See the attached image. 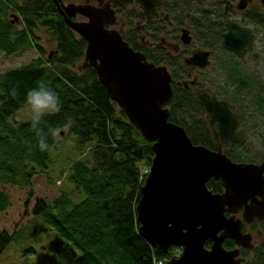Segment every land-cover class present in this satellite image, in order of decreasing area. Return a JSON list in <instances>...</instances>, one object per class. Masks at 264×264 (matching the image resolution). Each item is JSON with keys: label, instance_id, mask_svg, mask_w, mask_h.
Here are the masks:
<instances>
[{"label": "trees", "instance_id": "1", "mask_svg": "<svg viewBox=\"0 0 264 264\" xmlns=\"http://www.w3.org/2000/svg\"><path fill=\"white\" fill-rule=\"evenodd\" d=\"M131 14H137L136 8ZM259 15V8L253 6L247 19L260 25L263 20ZM188 21L195 40L214 50L217 74L185 64L182 53L144 47L146 58L165 64L171 75L168 120L181 125L192 143L214 148L206 114L193 94L194 87H204L239 112L244 136L232 147H224L225 154L236 162H261L264 80L248 70L246 57L239 58L220 47L223 24L218 13L212 18L201 12L198 18L190 15ZM43 37L52 42L51 50L45 49ZM85 45V40L63 21L53 0H0V51L4 55L30 48L36 51L27 63L0 72V254L12 241L19 242L24 236L26 240L29 234L36 237L37 230H54L56 236L45 248L59 264H166L179 248L171 246L163 254L137 230L135 206L153 156L151 142L109 97L96 71L90 66L80 67ZM41 81L58 94L62 105L59 113L45 116L40 125L48 134L46 151L38 147L31 118L18 122L10 119L26 102L27 92ZM68 124L79 150L90 145L89 154L72 160L69 166V178L83 194L78 201L52 183L47 170L49 150L60 142L49 130ZM44 183L55 185L57 190L42 189ZM206 185L213 192L222 189L218 179L210 178ZM19 196L15 208L13 202ZM30 227L35 229L30 231ZM260 227L264 236V221ZM210 243L206 239L205 247ZM222 245L235 247L230 238ZM239 256L246 264H264V239L253 246L248 260L244 258L249 256L245 248Z\"/></svg>", "mask_w": 264, "mask_h": 264}, {"label": "water", "instance_id": "2", "mask_svg": "<svg viewBox=\"0 0 264 264\" xmlns=\"http://www.w3.org/2000/svg\"><path fill=\"white\" fill-rule=\"evenodd\" d=\"M131 0H107L101 6L53 0L63 21L85 42L80 67H92L99 82L141 136L151 142L153 156L140 186L136 203L138 233L161 253L171 246L180 253L166 264H246L239 247L252 248L251 234L244 223L264 220V159L259 163L236 162L222 150V144L243 139L235 106L205 88L194 87L197 103L206 114L215 148L194 144L184 128L168 120L171 75L165 64H155L143 52L134 50L106 25L115 21L114 8ZM264 7V0H260ZM141 15L150 18L160 0H135ZM245 0H239V8ZM85 19H76V16ZM181 38L188 41L183 30ZM252 32L227 21L221 45L242 57L252 48ZM209 52L195 50L183 61L204 67ZM256 53L254 52V58ZM214 178L222 190L211 191L206 182ZM241 208V211H240ZM240 211V216L236 213ZM225 238L235 247L225 248ZM211 241L205 247V240Z\"/></svg>", "mask_w": 264, "mask_h": 264}, {"label": "flooded vegetation", "instance_id": "3", "mask_svg": "<svg viewBox=\"0 0 264 264\" xmlns=\"http://www.w3.org/2000/svg\"><path fill=\"white\" fill-rule=\"evenodd\" d=\"M62 1L64 3L66 2L89 3L95 6H101L107 0H79V1L62 0ZM245 1H246L245 6L239 8L237 6L239 4V0H179L177 2H172V0H168L167 3H165L164 0H160L159 5L156 6L155 13L150 18H148L146 14L141 15L142 8L139 6V4L136 3L135 0H131L128 3H126L124 6L113 7L115 21L113 24L106 26L117 30L121 35V37L134 50L141 52H143L144 47H148V48L163 47L167 50V52H172L173 54L182 53V59H183L185 56L190 55L195 50L198 49L206 50L209 52L208 55L209 63L206 66L199 67V66H191L187 64L197 69V71L199 70L200 72H202V70H205L211 64L214 50L211 49L210 47L200 45L195 40L194 31H192L191 24L188 21V17L190 18V15H192L198 18V16H200L202 12V13L210 14L211 17L213 18L218 13L220 15V22L221 24H223L222 25L223 31L221 32V37L219 40L220 43L219 45L222 49H224L221 45L222 36L223 33L227 30L228 20L232 22H236L239 26L249 29L253 34L251 50L246 51L242 57L238 56L236 53L232 51H228L226 49L224 50L230 53H234L239 58H245L249 56L251 59L256 60L258 52L254 49V43H255L254 40L258 35V30L260 28L264 29V7L260 0H245ZM253 6L259 8V14H260L259 16H261L263 20V22L260 25H255L250 20L247 19V14L251 10H253ZM132 8H136L137 10L136 15L131 14ZM76 19H85V18L77 15ZM183 30L186 32V35L188 37L187 42H184L181 38V34ZM133 45L135 47L138 46L137 49H135ZM254 52L256 53L255 58H254ZM196 87H200V86H196ZM238 128H240L239 125L237 129ZM236 143L238 142L232 144L223 143L221 146L222 150L224 147H232ZM214 148H215V144H214ZM240 211L236 213V216H240ZM263 221L264 220L254 219L251 222L244 223L242 225V230L244 232H249L251 234V241L253 242V246L260 240L264 239L260 227V224ZM242 248L245 247H239V253ZM252 248H245L247 249V253L249 255L247 257H244L245 260H248L249 257L252 255Z\"/></svg>", "mask_w": 264, "mask_h": 264}, {"label": "rangeland", "instance_id": "4", "mask_svg": "<svg viewBox=\"0 0 264 264\" xmlns=\"http://www.w3.org/2000/svg\"><path fill=\"white\" fill-rule=\"evenodd\" d=\"M66 1V0H65ZM73 1V0H72ZM79 1V0H74ZM45 49L47 51L53 48V44L50 41H46V37L42 40ZM254 49L258 52L256 61L247 56L246 64L248 70L257 73L258 76L262 77L264 80V29L260 28L258 30V35L254 40ZM36 56V51L32 48L24 49L17 53L10 55H4L0 51V72L8 67L18 66L25 64ZM253 61V62H252ZM256 62V64H254ZM245 64V63H244ZM246 66V67H247ZM215 63L212 61L211 64L205 69L204 73L217 74ZM30 118V111L26 102L18 107L14 113L11 115L10 119L14 121H26ZM264 143V141H263ZM89 146L83 150H79L76 146L75 135L65 130V132L60 133V142L56 146H52L49 150L50 162L48 163L47 170L50 176L53 178L52 183L59 185L65 192H67L73 201H78L82 198L83 194L75 187L74 183L70 180V163L76 158H84L88 155ZM148 171V169H147ZM147 171L145 173H147ZM45 180V179H44ZM45 184V183H44ZM50 190L56 191L55 185L47 183L44 185ZM42 191V190H38ZM20 196L15 199L13 206L18 208V203L20 202ZM21 224V223H20ZM39 227V226H37ZM30 231L35 229L34 227L28 228ZM36 237L29 234L28 238L25 240V236L20 239L19 242L12 241L8 244L5 249L0 254V264H59L56 257L50 254L45 248L49 240H52L56 233L54 230L42 231L37 230ZM32 250L30 251V249ZM180 253V250L176 253ZM175 254V255H176ZM171 257V256H170ZM168 257L167 259H169Z\"/></svg>", "mask_w": 264, "mask_h": 264}, {"label": "clouds", "instance_id": "5", "mask_svg": "<svg viewBox=\"0 0 264 264\" xmlns=\"http://www.w3.org/2000/svg\"><path fill=\"white\" fill-rule=\"evenodd\" d=\"M26 104L30 111L31 129L38 137V147L41 151L49 148L47 135L42 131L40 125L43 118L48 115H54L61 111V102L58 94L49 88L43 81L38 83L37 88L31 89L26 95ZM70 124L62 128L50 129L49 132L54 139H60V132L67 130Z\"/></svg>", "mask_w": 264, "mask_h": 264}]
</instances>
